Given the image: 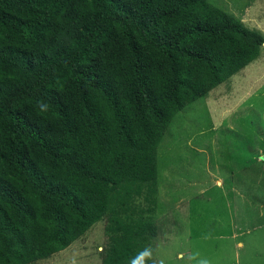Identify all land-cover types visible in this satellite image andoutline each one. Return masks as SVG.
I'll use <instances>...</instances> for the list:
<instances>
[{
    "label": "trees",
    "instance_id": "16d2710c",
    "mask_svg": "<svg viewBox=\"0 0 264 264\" xmlns=\"http://www.w3.org/2000/svg\"><path fill=\"white\" fill-rule=\"evenodd\" d=\"M263 44L207 0H0V264L102 219L100 264L151 250L167 127Z\"/></svg>",
    "mask_w": 264,
    "mask_h": 264
},
{
    "label": "rangeland",
    "instance_id": "374dc122",
    "mask_svg": "<svg viewBox=\"0 0 264 264\" xmlns=\"http://www.w3.org/2000/svg\"><path fill=\"white\" fill-rule=\"evenodd\" d=\"M207 1L264 34V0ZM155 197L151 264H264V44L172 119L157 148ZM105 242L102 219L33 264H100Z\"/></svg>",
    "mask_w": 264,
    "mask_h": 264
},
{
    "label": "clouds",
    "instance_id": "9594fccd",
    "mask_svg": "<svg viewBox=\"0 0 264 264\" xmlns=\"http://www.w3.org/2000/svg\"><path fill=\"white\" fill-rule=\"evenodd\" d=\"M41 107L42 109H45L46 105H41ZM151 256H152L151 250L146 248L142 252L139 253L136 260L133 261V264H137V262H139V264H144V261L147 258H150Z\"/></svg>",
    "mask_w": 264,
    "mask_h": 264
}]
</instances>
